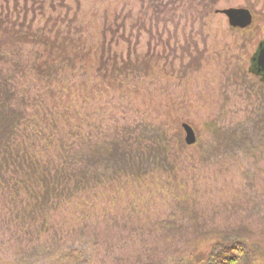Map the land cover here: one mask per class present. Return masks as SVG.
Returning a JSON list of instances; mask_svg holds the SVG:
<instances>
[{"label":"rangeland","instance_id":"374dc122","mask_svg":"<svg viewBox=\"0 0 264 264\" xmlns=\"http://www.w3.org/2000/svg\"><path fill=\"white\" fill-rule=\"evenodd\" d=\"M0 23L32 41L0 34L12 149L86 180L35 208L28 162L0 171V264H264V0H0Z\"/></svg>","mask_w":264,"mask_h":264},{"label":"trees","instance_id":"16d2710c","mask_svg":"<svg viewBox=\"0 0 264 264\" xmlns=\"http://www.w3.org/2000/svg\"><path fill=\"white\" fill-rule=\"evenodd\" d=\"M7 30V29H6ZM2 28V23H0V34L6 35L7 41L10 42L11 39L14 42L26 41L31 43L32 41H27L26 37L23 36L21 39L17 37L19 33L13 31H6ZM48 41V40H47ZM63 51L65 50L64 45L59 46ZM65 57H68V54L62 52ZM5 56L3 55V51L0 45V64L4 62ZM251 68V67H250ZM250 71L254 73V70L251 68ZM4 70L0 68V74H4ZM41 73V72H40ZM49 70L46 71V74H49ZM5 83V80L1 78L0 75V87ZM3 88V86L1 87ZM0 89V99H1ZM5 94L3 95V97ZM7 102H0V171L9 170L10 168L15 169V172L19 170L22 164H27L30 159L28 158V154L21 156L18 155L16 150L12 149L10 142L13 140L14 128L16 125L20 124V120L22 121L25 117V113L18 111L16 116L14 113L10 112L7 108ZM2 109H6L5 112H1ZM26 160H25V158ZM121 162H124V156H121ZM37 160V159H36ZM35 163L33 160L28 162L27 171L25 172V179L28 181L33 178L35 173H38L37 180L34 181L37 183L36 189H31L30 185H25V190L30 197L34 198L35 208L41 206V208H46L50 206L52 202L61 199L63 196H70L73 189L83 188L84 182L80 181L74 182L73 187L70 188L68 185L70 181L73 179V175H66L65 168L62 166H54L50 161L48 163L38 164V167L35 168ZM1 177V176H0ZM8 181V180H7ZM8 184V183H7ZM245 249L239 245L234 244L231 246H222L218 247L215 252H213L207 259L206 264H238L241 261V258L245 256Z\"/></svg>","mask_w":264,"mask_h":264},{"label":"water","instance_id":"95a60500","mask_svg":"<svg viewBox=\"0 0 264 264\" xmlns=\"http://www.w3.org/2000/svg\"><path fill=\"white\" fill-rule=\"evenodd\" d=\"M215 13L224 15L227 18V23L233 29H246V27L251 25L252 15L247 9H223L216 10ZM257 52L251 60V63L255 64V74L262 75L264 77V41L258 44ZM252 68V66H251ZM253 69V68H252ZM183 129L185 132V142L187 145H193L195 143L194 133L191 127L183 124Z\"/></svg>","mask_w":264,"mask_h":264},{"label":"flooded vegetation","instance_id":"af4514ba","mask_svg":"<svg viewBox=\"0 0 264 264\" xmlns=\"http://www.w3.org/2000/svg\"><path fill=\"white\" fill-rule=\"evenodd\" d=\"M252 68H253V70L255 69V64L253 63L252 64ZM254 74H255V70H254ZM256 75V74H255ZM256 76H259V78L261 79V80H264V77H262V75L260 74V75H256Z\"/></svg>","mask_w":264,"mask_h":264}]
</instances>
